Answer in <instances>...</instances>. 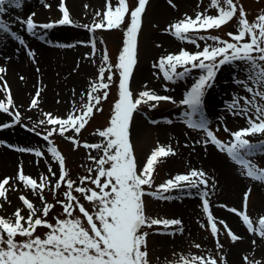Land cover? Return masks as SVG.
<instances>
[{
    "label": "snow or ice",
    "instance_id": "6c2138e0",
    "mask_svg": "<svg viewBox=\"0 0 264 264\" xmlns=\"http://www.w3.org/2000/svg\"><path fill=\"white\" fill-rule=\"evenodd\" d=\"M147 2L148 0H138V6L130 13V23L126 29L123 48L116 65L120 76L119 99L114 104L109 126L103 130H97V134L104 138L106 143H85L83 145L85 148L102 149L104 153L99 159L90 157L97 165L95 178L91 175L80 178L81 184L90 181L96 187H74L76 182L66 179L68 173L65 170V158L49 142L47 151L59 165V177L53 185L52 191L55 194V190L62 186V182L68 189L63 193L65 200L57 201L62 206L65 218H56L55 224L46 219L55 207L54 204L47 203L43 196V191L49 186L50 181L47 176H41L38 182L25 175L21 166L15 179L21 182L24 188L30 190L33 195L38 196L43 206L37 208L26 195L21 193L18 199L23 207L16 208L9 217L0 216V264H149L146 250L148 233L142 229L145 226L151 228L163 225V230L166 232L171 226H180L182 221L146 216L144 197L151 196L155 199L169 200L173 197L165 195V193L174 190L184 192L207 185L206 174L202 170L191 169L185 174H178L156 186L155 191H146L145 186L152 188L156 164L162 158L175 155V152L171 146H157L147 157L142 169H138L133 154L129 139V127L133 113L141 104L154 102L151 107L155 108L161 101H172V97L157 95L150 90L140 92L138 98L134 99L129 88V79L136 63V37ZM22 4L23 0H0V34H6L26 48L24 38L12 30L9 21L3 19L7 12L6 6L19 9ZM45 7L51 6L45 4ZM209 8L216 9L217 14L208 15V9H206L203 13L198 12L194 19L186 15L184 19L170 25L169 31L178 40L192 43L197 48L200 47L197 39L211 40L214 43H206L202 50L192 53L181 49L177 54H168L162 57L154 67L161 69L164 79L168 81L182 79L192 69L202 70V74L185 94L184 99L180 101L190 109L184 113L188 118L186 120L188 127L203 130L206 135L203 142L211 143L220 151L226 152L233 161L242 167L243 175L258 182H264V169L258 168L247 158L257 151H264V141L252 143L247 138L264 135V11L254 21L249 22L243 7L239 6L238 8V4L234 0H210ZM59 10L62 12V18L55 23L72 24L73 21L64 0H60ZM128 11L126 0H118V6L114 8L111 5V0H106V11L101 20L92 26L84 25V27L90 30L93 28H119ZM238 11L239 16L237 17ZM96 15L101 16V13L97 12ZM34 16L35 13L30 14L26 19L15 17V21L24 27L29 35L37 38H40L37 29L54 27L53 23H36ZM233 18H237L238 22L236 33H228L231 41L216 36L200 35L201 31L219 29L232 21ZM27 55L32 57L34 53L28 50ZM107 59L108 57L105 55L104 60L107 61ZM238 63L244 65L242 70L246 73V79L234 78V82L242 85L251 98L234 96L230 103H226V108L233 115L244 117L247 126L234 132L225 126L224 131L229 132L232 139L224 142L209 129V122L202 115L201 105L206 91L213 86L221 67L225 65L237 66ZM178 67L183 68V71L178 72ZM107 70L111 73L110 67ZM5 71L0 67V73ZM105 71L104 66L99 68L100 83L90 85V91L87 92V103H83L79 108L74 107L66 118L54 117L50 113L45 114V119L38 123L53 127L49 129L48 135L44 136V140L48 141V137L53 132L61 136H64L69 129L77 134L81 132L88 122V118L93 114V109L99 111L97 105L101 99L107 98L106 90L109 84L103 82ZM107 79L111 81L112 75L109 74ZM2 80L3 76H0V81ZM101 88L105 89L103 96L94 95ZM0 91L8 92L6 82ZM37 97H39V91H37L36 97L31 100V108L38 106ZM241 100H243V105L240 103ZM172 102L174 103V101ZM9 106L14 107L10 93L7 103L0 100V112L11 115L13 123H19V112H10ZM195 114H200L199 119H192ZM11 126L10 123L0 124V128ZM66 139L72 141L74 147L79 146L74 137L69 136ZM17 150L20 152L33 151L26 148ZM35 155L40 157L42 153L37 149ZM92 171L93 169H89L90 173ZM48 172L53 177L56 176L51 165L48 166ZM101 178H104L103 181ZM10 180H12L11 177L0 180V201L10 203L8 193L16 191L15 185H10ZM250 191L249 189L244 193V211L235 208H231L229 211L240 216L242 223L250 233L254 232L264 239V216L258 219V223L254 227L252 219L246 214ZM74 192L82 194L85 200L92 203L95 211L90 213L79 202V198L73 194ZM201 196L204 197L203 210L208 214L211 233L215 237L220 231L217 223L224 225L225 229H227V225L224 221L214 220L209 211L207 192H202ZM2 207L3 203H0V208ZM24 210H27V216L22 215ZM77 210L81 214L80 216L74 214ZM41 226L48 229L43 237L35 235L37 228ZM177 231H182V229L177 227ZM227 235L233 242L241 239L230 229H227ZM17 237L21 239L18 240ZM252 243L255 244L256 241L253 240ZM216 246L218 249L222 248L218 239ZM196 247L199 248L200 245L197 244ZM244 260L245 264H261V261L249 260L247 256L244 257ZM176 264H217V260L213 257L182 256Z\"/></svg>",
    "mask_w": 264,
    "mask_h": 264
},
{
    "label": "rangeland",
    "instance_id": "374dc122",
    "mask_svg": "<svg viewBox=\"0 0 264 264\" xmlns=\"http://www.w3.org/2000/svg\"><path fill=\"white\" fill-rule=\"evenodd\" d=\"M30 1L23 0L21 6L23 11L6 6L7 12L4 14L3 19L6 20L7 17H13L14 20L15 17L26 19L30 15L31 7L36 8L43 5L42 2L45 0H32V3ZM234 2L238 4V8L239 6L243 7L249 22L254 21L264 11V0H234ZM46 3L49 5V2ZM113 3L111 4L113 8L118 6V0H113ZM209 3L210 0H148L141 16V26L136 37V63L129 79V88L133 98H138L139 93L142 91L150 90L157 95L170 96L172 101H174V103L172 101H161L155 108L151 107L154 102L141 104L133 113L130 122L129 139L138 169L143 168L147 157L157 146H171L175 152V155L162 158L156 164L152 188L145 186L146 191H155L156 186L163 184L178 174H185L191 169L202 170L206 174L208 181L206 186H201L199 189H191L184 192L174 190L170 193H165V195L172 196L173 199L160 200L151 196L144 197L146 216L159 219H179L182 221L180 226H171L166 232L163 230V225L152 226L151 228L145 226L142 229V231L148 233L146 250L149 264H176L182 256L213 257L217 260V264H238L239 262L245 264L244 257L247 256L249 260H258L261 261V264H264V239L254 232L250 233L242 223L240 216L229 211L231 208L244 211V193L250 189L246 214L252 219L255 227L258 219L264 216V182H258L243 175L244 170L242 167L233 161L226 152H222L215 145L208 143L207 145L222 154V163L226 167L211 166L208 163V159L204 158L200 147V139L202 141L206 139L204 131L190 128L186 123L188 118L184 113L190 111V109L187 105L181 104L180 101L184 99L185 94L202 74V70L192 69L184 78L168 81L164 79L163 71L158 67H154L162 57L168 54H177L181 49L192 53L202 50L206 43H214L211 40L197 39V43L200 46L197 48L192 43L178 40L169 31L170 25L184 19L186 15L194 19L198 12L203 13L206 9H208V15H216V9H210ZM126 5L129 11L125 15L121 26L116 29L93 28L90 30L84 27V25L92 26L94 23L99 22L106 11L104 5L100 8L94 3L92 5L90 0L81 3L80 6L84 10L82 16L76 18V20L70 17L73 21L72 24L60 25L56 23L57 25L52 27L62 34L60 36L63 44H75V48L78 49L77 59L79 63L84 65L73 73V77H77V83H75L70 104L64 110L50 113L52 116L66 118L74 107L79 108L83 103H87V92L90 91V85L100 83L99 68L104 66L106 69L103 82L109 84L106 90L108 92L107 98L101 99V102L97 105L100 109L99 111L95 108L93 109V114L88 118V122L80 133L77 134L69 129L64 136H61L53 132L48 137V141H46L44 136L48 135L49 129L53 126L40 125L38 123L40 120L45 119V115L39 116L38 119H29L19 107L15 105L14 107L9 106L10 112L18 111L20 114L19 123H13L11 115L0 112V124L10 123L12 128L18 129L25 136L33 138L35 140L34 144L38 146V150L42 153L41 156H51L47 151L49 142L57 148L65 158V170L68 173L66 179L75 181L74 187H96L90 181H85L84 184H81L80 178L89 175L95 178L97 165L90 157L99 159L104 153L102 149L85 148L83 145L85 143H106L104 138L97 134V130H103L109 126L114 104L119 99L118 86L120 76L116 65L123 48L125 32L130 23V13L138 6V0H126ZM45 8L48 10L46 15L41 14L40 18H35L34 16V21L43 19V21H38V23H54L62 18L61 11L50 15L48 12L51 7ZM97 12H100L101 16H97ZM238 16L239 11L237 12ZM237 22V18H233L232 21L219 29L201 31L200 35L216 36L223 40L231 41L228 33H236ZM10 23L12 30L16 31L25 40L27 37L26 29L22 32L15 21L12 20ZM21 28L23 29V27ZM62 31H67V33L64 34ZM81 33H84L87 38L86 44H81L78 41L81 38ZM9 41H11L10 37L6 34H0V50H3ZM17 43L18 41H14L12 47L17 49L19 47ZM75 48L73 49L75 50ZM105 55L108 57L107 61L104 60ZM109 67L111 68V73L107 70ZM243 68L244 65L239 63L237 66H222L215 77L213 86L206 91L203 97L201 105L202 115L209 122V129L214 132L218 139L224 142L232 139L229 132L224 131L225 126L232 132L247 126V121L244 117L233 115L226 108V103H230L234 96H248L251 98V95L245 91L242 85L234 82V78L246 79V73L242 70ZM177 71H183V68L178 67ZM109 74L112 75L111 81L107 79ZM0 88H3V85ZM104 91L105 89L101 88L94 95L102 97ZM1 93H3V97H0V100L7 103L9 91H0V96ZM240 103L243 105V100ZM199 117L200 114H195L192 119L197 120ZM183 127L188 130L187 135L180 134V130ZM1 130H5V128H0ZM193 131L194 133H199L200 137L197 139L191 138ZM69 136L74 137L79 146L74 147L73 142L66 139ZM247 138L252 143L264 141V135L249 136ZM48 158L56 176L53 177L50 173H47L35 179L39 182L41 176H47L50 181L49 186L43 191V196L47 203L55 205L46 217L49 222L55 224L56 218H65L62 206L57 201L65 200L63 193L68 189L66 184L62 182V186L55 190V194L53 193L52 187L59 177V165L51 157ZM247 158L258 168L264 169V151H257ZM105 167H108V165H105ZM227 167H229L233 175L235 174L245 179L246 182L238 188L236 181L227 177V171L224 170ZM89 169H93V171L90 173ZM5 177L12 178L10 185L14 184L16 191L8 193L10 203L0 201V203H3V207L0 208V216L9 217L16 208L23 207L18 199L21 193L26 195L37 208H42L43 205L39 197L24 188L21 182L14 181L15 178L11 170L7 171L0 168V180ZM103 179L101 178L102 181ZM96 190L98 191V189ZM202 192H207L206 198L209 201V211L214 220L217 222L224 221L227 229H230L232 233L241 237V239L233 242L227 235V229L219 223H217L220 229L218 235L215 237L212 235L208 223V214L203 210L204 197L201 196ZM73 194L79 198V202L90 213L95 211L94 205L85 200L82 194L75 192ZM184 197H190L193 200L191 206L188 205L190 208L189 214L183 213L186 209L182 203ZM5 205L8 206L6 207ZM222 210L234 215L239 227L230 224L223 214H219ZM74 214L76 216L81 215L78 210ZM22 215L27 216V210H24ZM177 227L181 228L182 231H177ZM47 231L46 227L41 226L37 228L35 235L43 237ZM17 239L21 238L17 237ZM217 239L222 248H217ZM253 240L256 241L255 244L252 243ZM197 244L200 245L199 248L196 247ZM221 257H223V260H221Z\"/></svg>",
    "mask_w": 264,
    "mask_h": 264
},
{
    "label": "bare ground",
    "instance_id": "6f19581e",
    "mask_svg": "<svg viewBox=\"0 0 264 264\" xmlns=\"http://www.w3.org/2000/svg\"><path fill=\"white\" fill-rule=\"evenodd\" d=\"M54 1L55 0H45L42 2L43 5L36 8H33L31 5L32 9L30 14L36 13L35 18H40L41 14L46 15L48 11L45 8L46 2H49L51 6L48 12L50 15L59 13V0ZM83 1L88 0H64V4L72 19L74 18L76 20V18L83 15L84 10L80 6ZM90 1L92 5L94 3L100 8L104 5L106 8V0ZM30 2L32 3L33 1L31 0ZM112 3L113 0H111V4ZM21 9L22 8H19L20 11H23ZM36 9H38L37 12ZM9 20L15 21L13 17L9 18ZM38 21H43V19H39L35 22L38 23ZM17 24L18 28L21 29L20 31L24 32L25 28L23 27L22 29V26L19 23ZM55 29H37L40 38L31 36L25 31L27 35L25 39L26 48L21 46L19 42L17 43L19 46L17 49L12 47L14 40L11 39L6 47L0 50V67L6 70L0 73V76H3V80L0 81V87L4 85L3 83L5 82L8 84V91L11 95L13 105L19 107L29 119H38L39 116L45 115L46 113H57L64 110L72 100L75 83H77V77H73V73L84 66L83 63H79L77 59L78 49L75 48V44H63L60 36L62 34L58 33ZM62 33L65 34L67 31H62ZM80 37L81 38L78 40L79 43L86 44L87 38L85 34L81 33ZM79 46L80 44L77 47L79 48ZM73 48H75V50ZM28 50H31L34 56L29 57L27 55ZM37 91H39V97H37L38 106L31 108V100L36 97ZM0 97H3V93H1ZM184 128L186 127L180 130V134H186L188 132V130ZM199 137L200 134L194 133L193 131L191 138L197 139ZM34 141L33 138L25 136L24 133L12 127L0 131V168L7 171L11 170L14 178L17 176L21 166L23 173L34 179L40 175L49 173L48 166L50 165V159L48 157L51 156L37 157L35 155V150L38 149V146L34 144ZM200 142L204 158L208 159V163H210L211 166L219 168L226 167L225 164L222 163V154L219 153V151H215L210 145L205 144L202 139H200ZM19 148L32 149L33 151L20 152L17 150ZM224 170L227 171V177L236 181L235 183H237L238 188L246 182L245 179L235 174L233 175L229 167ZM14 181L17 180L15 179ZM192 201L190 197H184L182 201L183 206L186 208L183 212L184 214L190 213L188 205L191 206ZM5 206L7 207L8 205ZM219 214H223L230 224L239 227L238 221L234 215L224 210ZM242 263L243 262H239L238 264Z\"/></svg>",
    "mask_w": 264,
    "mask_h": 264
}]
</instances>
